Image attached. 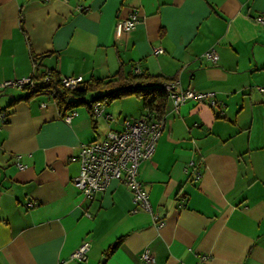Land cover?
<instances>
[{
	"label": "crops",
	"instance_id": "0c3cea01",
	"mask_svg": "<svg viewBox=\"0 0 264 264\" xmlns=\"http://www.w3.org/2000/svg\"><path fill=\"white\" fill-rule=\"evenodd\" d=\"M132 11L137 26L116 38V22ZM258 17L264 0H0V85L49 70L107 80L122 69L208 94L177 110L169 101L155 151L138 165L158 224L134 211L123 183L88 199L72 182L79 164L70 159L81 144L144 109L124 115L121 99L93 117L83 105L66 122L48 93L0 86V264H144L143 250L152 264H264ZM208 51L215 63L203 58ZM85 241V260L71 258Z\"/></svg>",
	"mask_w": 264,
	"mask_h": 264
},
{
	"label": "built area",
	"instance_id": "2783aa9c",
	"mask_svg": "<svg viewBox=\"0 0 264 264\" xmlns=\"http://www.w3.org/2000/svg\"><path fill=\"white\" fill-rule=\"evenodd\" d=\"M256 21L264 24V18L258 17ZM139 22L136 11H132L126 18L116 22L114 34L116 38L133 30ZM154 52H162L161 49H154ZM203 58L217 61V55L213 52H205ZM34 69L36 65L33 64ZM63 87L74 89L84 84L83 76L60 77ZM33 74L29 76L8 80L0 86L25 88L33 86ZM168 93V98L173 110H177L188 99L201 100L208 97V94H199L191 89H178L177 80L167 81L163 84ZM264 92V88H259ZM51 97V90L44 91ZM106 100L96 101L92 106L93 117L103 115ZM108 117V116H107ZM71 115L67 114L63 119L70 122ZM164 129V119H154L150 114H144L138 118H124L122 129L118 131L110 130L103 139L81 144L76 156L71 157V161L79 164V172L73 178V185L78 189L84 198H93L98 193L105 191L112 181L123 183L132 193V201L135 210L142 209L151 214L155 223L161 224L159 216L153 211L149 195L138 179V165L144 160L152 157L157 141ZM200 179V173H196L194 180ZM89 243L82 242L71 254V258L84 261ZM140 259L144 264L154 263V257L148 250L140 253ZM206 257H201V260Z\"/></svg>",
	"mask_w": 264,
	"mask_h": 264
},
{
	"label": "trees",
	"instance_id": "16d2710c",
	"mask_svg": "<svg viewBox=\"0 0 264 264\" xmlns=\"http://www.w3.org/2000/svg\"><path fill=\"white\" fill-rule=\"evenodd\" d=\"M33 62L37 66L35 58H33ZM33 80L32 87L26 86L23 88L28 91L27 96L51 90L57 110L63 118L79 106H86L92 115V106L96 101L106 100V102H112L115 98L134 96L142 102V107L147 114L159 120L165 114L169 103L168 93L163 84L176 79H167L147 72L124 73L120 69L107 80H91L74 89L63 87L59 75L54 70H49L38 77L33 75ZM93 91L101 93L88 99L89 93ZM120 243L121 239L109 246L104 253V258L111 256Z\"/></svg>",
	"mask_w": 264,
	"mask_h": 264
},
{
	"label": "rangeland",
	"instance_id": "374dc122",
	"mask_svg": "<svg viewBox=\"0 0 264 264\" xmlns=\"http://www.w3.org/2000/svg\"><path fill=\"white\" fill-rule=\"evenodd\" d=\"M90 97H91V95H90ZM121 99H126V101L124 103L126 106V112H124V113H127V114H124V115L129 116L128 112L135 113V112L141 111L143 109L142 102L134 96L115 98L112 100V102H115V101L118 102Z\"/></svg>",
	"mask_w": 264,
	"mask_h": 264
}]
</instances>
